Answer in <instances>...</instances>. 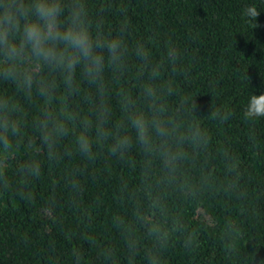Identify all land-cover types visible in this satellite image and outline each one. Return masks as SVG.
<instances>
[{
  "label": "trees",
  "instance_id": "1",
  "mask_svg": "<svg viewBox=\"0 0 264 264\" xmlns=\"http://www.w3.org/2000/svg\"><path fill=\"white\" fill-rule=\"evenodd\" d=\"M249 4L260 10V27L242 16ZM88 6L105 32L126 28L154 59L168 47L179 53L175 70L165 64L161 76L173 82L174 108L195 97L207 146L189 149L170 180L136 148L122 158L103 148L88 160L68 138L49 159L31 124L37 106L0 85L27 113L24 135L11 152L0 153L6 178L0 181V264H149V256L159 264H258L264 259V119L245 121L243 107L249 94L264 92V0H88ZM135 74L134 62L125 83L134 94ZM28 161L38 162L40 172L25 179L19 168Z\"/></svg>",
  "mask_w": 264,
  "mask_h": 264
},
{
  "label": "clouds",
  "instance_id": "2",
  "mask_svg": "<svg viewBox=\"0 0 264 264\" xmlns=\"http://www.w3.org/2000/svg\"><path fill=\"white\" fill-rule=\"evenodd\" d=\"M259 15L255 4L242 9L252 28L260 27ZM178 59L171 47L154 59L126 28L105 32L93 20L88 0H0V85L12 86L37 106L31 124L49 159L60 154L61 141L68 138L72 150L88 160L103 148L121 158L136 148L150 169L158 166L166 180L174 179L189 149L195 152L208 143L194 115L199 108L195 97H184L179 108L169 102L173 82L161 72L165 64L175 70ZM134 62L135 94L125 86ZM66 100L83 107L73 110ZM26 117L13 96L0 92V153L11 152L24 135ZM243 118L253 123L264 119V92L248 95ZM19 172L25 179L38 176L39 163L25 162ZM0 181L6 182L2 170ZM154 231L160 229H150L149 235ZM149 264L159 259L149 256Z\"/></svg>",
  "mask_w": 264,
  "mask_h": 264
}]
</instances>
